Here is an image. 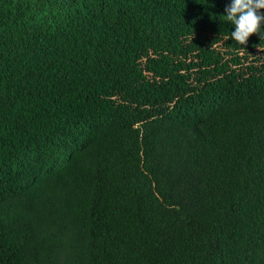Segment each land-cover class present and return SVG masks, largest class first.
<instances>
[{"label": "trees", "instance_id": "16d2710c", "mask_svg": "<svg viewBox=\"0 0 264 264\" xmlns=\"http://www.w3.org/2000/svg\"><path fill=\"white\" fill-rule=\"evenodd\" d=\"M230 3L0 0V264H264V38Z\"/></svg>", "mask_w": 264, "mask_h": 264}, {"label": "clouds", "instance_id": "9594fccd", "mask_svg": "<svg viewBox=\"0 0 264 264\" xmlns=\"http://www.w3.org/2000/svg\"><path fill=\"white\" fill-rule=\"evenodd\" d=\"M264 0H231L226 6V21L235 26L231 32V39L245 46L253 34H260L264 38Z\"/></svg>", "mask_w": 264, "mask_h": 264}]
</instances>
